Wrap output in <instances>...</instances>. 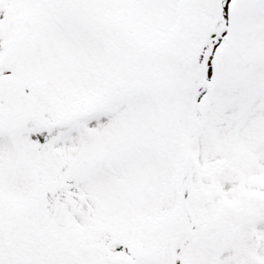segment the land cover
Returning a JSON list of instances; mask_svg holds the SVG:
<instances>
[{
  "label": "snow or ice",
  "instance_id": "obj_1",
  "mask_svg": "<svg viewBox=\"0 0 264 264\" xmlns=\"http://www.w3.org/2000/svg\"><path fill=\"white\" fill-rule=\"evenodd\" d=\"M0 264H264V0H0Z\"/></svg>",
  "mask_w": 264,
  "mask_h": 264
}]
</instances>
